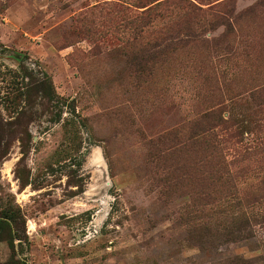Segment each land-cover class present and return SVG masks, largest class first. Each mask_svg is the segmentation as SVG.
Masks as SVG:
<instances>
[{"label":"rangeland","instance_id":"obj_1","mask_svg":"<svg viewBox=\"0 0 264 264\" xmlns=\"http://www.w3.org/2000/svg\"><path fill=\"white\" fill-rule=\"evenodd\" d=\"M190 1L207 14L163 55L166 20L144 27L138 0H0V264L264 259V145H247L264 139V0ZM43 73L61 109L34 95ZM214 111L237 138L190 148ZM242 211L251 239L226 243Z\"/></svg>","mask_w":264,"mask_h":264},{"label":"trees","instance_id":"obj_2","mask_svg":"<svg viewBox=\"0 0 264 264\" xmlns=\"http://www.w3.org/2000/svg\"><path fill=\"white\" fill-rule=\"evenodd\" d=\"M202 5V4H201ZM136 9H144V11L137 13L134 17L144 27L152 30L159 20H166L167 28L164 32L150 34V50L152 53L167 55L175 52L179 49L185 48L190 43V29L195 31L198 21L204 18L207 11L201 6L192 3L190 0H138ZM232 11L226 16H230ZM213 20L222 19L228 24V20L222 16L213 15ZM228 53H232V47L228 46ZM25 76L33 79L32 74L29 71H25ZM37 71L34 70V79H36ZM45 79L40 81L39 85H34V95L39 99L45 100L48 104H53L55 108L61 109L62 102L58 98L52 83L48 79L46 74H42ZM22 93L19 91L18 96L21 97ZM29 97V95L27 96ZM0 100L1 99L0 94ZM13 101L18 109L20 100ZM54 122L59 123L61 121L62 114L55 116ZM231 127L228 126V122L222 118V115L218 111L206 114L202 122L197 125V130L194 134L196 137H190V148L193 146H206V149H211L212 152L219 150L223 151L225 144L234 141L237 138V133L233 130H229ZM219 129H221L219 131ZM258 140L250 139L247 145L252 146V143L256 142V145H264V139L261 142ZM234 147L238 145H244V141L235 142L232 144ZM247 212L242 211L241 216L237 220L228 222L223 226V235L226 243H239L245 240L251 239L250 217ZM6 219L14 220L9 215H6ZM3 223V222H2ZM8 223V222H7ZM213 230L212 226L208 223L194 228L193 239L197 245L202 248L203 240L202 234L210 233ZM264 259L252 260L245 257H237L229 259V264H258L259 261ZM258 262V263H257ZM264 264V263H262Z\"/></svg>","mask_w":264,"mask_h":264}]
</instances>
